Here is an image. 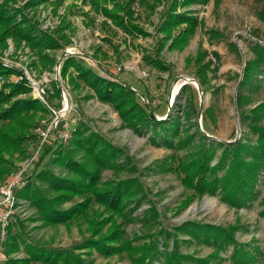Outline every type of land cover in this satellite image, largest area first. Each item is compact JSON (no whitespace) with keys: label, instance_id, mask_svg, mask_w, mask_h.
Segmentation results:
<instances>
[{"label":"rangeland","instance_id":"1","mask_svg":"<svg viewBox=\"0 0 264 264\" xmlns=\"http://www.w3.org/2000/svg\"><path fill=\"white\" fill-rule=\"evenodd\" d=\"M127 1L146 35L125 34L94 12L90 0H0L5 20L0 19V67L5 70L0 92L8 93L4 85L14 83L24 68L55 105L61 100L56 84L61 85L70 104L69 127L81 130L82 136H100L98 148L103 150L97 151H104L97 162L89 145L74 149L72 135L56 144L49 140L25 172L4 220L0 213V264H43L32 251L51 249L67 250L75 264H264V164L243 204L233 203L227 193L235 182L228 145L246 144L241 155L255 161L248 150L260 147L264 134V72L253 65L248 80L238 83L255 60L252 41L264 44V0H159L152 13L141 0L101 3L111 9ZM173 3L176 12L192 19L171 32L157 55V42L163 39L157 31L160 16ZM26 25L32 29L23 33L27 37L14 35ZM183 30L186 44L170 48ZM96 49L98 61L93 58ZM66 50L98 74L107 77L99 65L135 87L143 96L136 94L137 105L149 107L154 120L137 127L135 110L121 113L84 82L69 81L75 76L72 68L65 76L59 69L56 80V62ZM142 54L161 60L168 69L143 64ZM43 56H52L54 62L42 65ZM135 63L149 73L146 81L130 69ZM180 76L197 81L202 102L196 86L187 83L170 104L172 84ZM30 94L17 98H33ZM7 106L0 102V114ZM39 116L23 143L22 157L12 156L0 186L32 156L35 128L50 113L45 109ZM9 122L5 118L0 124ZM58 153L63 159L51 161ZM40 169L76 180L75 187H52L38 175ZM110 190L117 209L104 201L103 192Z\"/></svg>","mask_w":264,"mask_h":264},{"label":"trees","instance_id":"2","mask_svg":"<svg viewBox=\"0 0 264 264\" xmlns=\"http://www.w3.org/2000/svg\"><path fill=\"white\" fill-rule=\"evenodd\" d=\"M90 1L91 9L94 12L100 13L103 17L108 19L117 29L122 30L125 34L131 35L133 37L138 34H147L141 27H139L135 23L133 18V11L130 7V2L127 1L122 5H115L113 8L107 9L102 5V3H106V0ZM141 1H143V5H145V7L148 8L149 12L151 13L154 12L157 4L159 3V0ZM0 19H3L1 23H5V20L2 17L1 13ZM191 19L192 18L189 17L187 13L176 12L174 3L164 8L160 16V24L157 28V31L163 34L164 40L162 39L161 41L157 42V55L160 53L161 49L165 45V41H167L171 32L175 29H178L179 25H184ZM102 23L108 27L106 20H104ZM31 31L32 29L30 28V26L26 25L23 26L22 32L21 30H17L19 34L16 32L14 33V35H21L22 37H27L23 33H31ZM187 35L188 34L186 30H183V32H179L175 40H173L169 47H172L174 49H179L180 47H183L186 44ZM46 38L50 42L54 43V40L52 38ZM37 43L38 42L36 40L33 42L34 45ZM251 50L256 56L255 60L249 62V64H247V67L244 68L242 79L239 85L244 84L251 76L250 71L253 65H255V68H258L259 72H264V44H261L257 41H252ZM96 51L99 50H95V53H93V58L95 60H98V53H96ZM102 56L104 58L107 57L106 53H102ZM142 60L145 65H148L158 71H165L168 69V67L161 60L152 59L147 54L143 55ZM53 62L54 58L52 56L41 57L42 65H46L48 63L52 64ZM70 68L74 70L75 76L73 77L70 76L71 74H69V81L74 82L80 80L84 82L90 88L95 90L101 100L107 103H111L116 108L121 109V113H125L130 109H132V111L135 110L136 112L132 115L136 117V122L134 121V123L137 125V127L146 126L148 124L146 122L147 119L151 121L152 119L154 120L153 114H151L150 112H148V110L142 108L141 106L139 107L137 105L136 92L131 89L129 84L120 80H116L113 74H111L107 69H105L107 77H104L95 72L93 69L84 66L78 61L75 56H67L62 60L60 68L61 75L65 76ZM3 69L4 68L0 67V73L5 72V70ZM4 86L9 87V92H0V102H3L5 103V105L7 104L8 106L2 111V114H0V121L5 118H9L10 122L4 125L0 124V181L2 180L3 176L10 171L12 167V156L15 153H19V156L22 157L24 153L23 143L32 136L30 130L36 125L37 120L40 118L39 112L45 111V107L42 106L39 101L34 98H17V95H19L20 93L30 91L29 87L24 82H16L9 84L6 83ZM14 96H16V99L12 100V97ZM71 135V143L75 145L74 149L83 148L86 145H89L88 149L91 151V156L95 158L97 162L100 158H102V153L104 151H97L103 150V148L101 147H99L100 149L98 148V144L100 142H103L100 136L93 133L87 136H82L83 133L79 129H74ZM259 142L260 147L256 146L252 150H248V153L254 157L255 161H246V158L241 155V152L243 150H246V144L242 142H235L233 144L228 145L231 146V150H227L230 151V154L228 156L230 157V160L228 164H230V173L235 182H233V184L229 187L227 193L229 195V199L235 204H243L245 199L252 196L253 181L257 176V171L259 167L264 164V134L260 135ZM6 156L9 157L6 158ZM61 156L62 155L58 153L57 157L52 159L51 161L58 162L60 159H63ZM223 159L221 161H223ZM221 161L217 163L216 169L219 168V166L221 165ZM37 172L41 178L47 180L48 183L54 188L64 189L65 187H67L71 189L70 187H75L76 180H72L70 178H55L53 177V174H50L51 172L45 171L43 169H40ZM88 173L89 172H87L86 174ZM110 191L103 192L105 193L104 201L107 203L108 206L114 208L116 206V204H113L114 193L112 190ZM60 193L62 194L63 192ZM238 195H240V198H238ZM36 202L40 203L41 205H44V203L40 202L38 198ZM50 208L51 206L48 205L46 209L50 210ZM114 209H117V207ZM51 213L53 214V212ZM30 249L31 251L33 250V248ZM32 252L34 255H36L35 259H37L43 264L76 263V259L72 255H70L67 250L51 249L47 252Z\"/></svg>","mask_w":264,"mask_h":264},{"label":"built area","instance_id":"3","mask_svg":"<svg viewBox=\"0 0 264 264\" xmlns=\"http://www.w3.org/2000/svg\"><path fill=\"white\" fill-rule=\"evenodd\" d=\"M66 51L69 52V50ZM60 64L59 66H55L54 69V78L56 80L59 74ZM118 69L120 68L118 67ZM130 69L135 71L138 74V77L144 81H146L149 77L147 70L142 68L138 63H135L130 67ZM13 82H24L30 89V95L45 107V109L50 113V117L42 118L35 128L37 143L35 144L32 156L21 164L18 169L11 172L5 179L4 183L0 186V213L3 212V220L8 215L9 209H11L16 203L15 191L22 182L25 172L28 170L32 162L35 161L43 152L45 145L49 143L50 139L54 140V144L60 140L65 142L70 139L72 133V129L66 122V115L70 109L68 94L61 85L56 84L61 100L58 105H55L51 102L49 98L50 94L44 90L42 83L36 80L27 69H20V71H18L13 78ZM132 89L137 92L134 88ZM61 123L62 125H60ZM58 126H60V130L55 134L54 138H52L54 132L58 129Z\"/></svg>","mask_w":264,"mask_h":264},{"label":"water","instance_id":"4","mask_svg":"<svg viewBox=\"0 0 264 264\" xmlns=\"http://www.w3.org/2000/svg\"><path fill=\"white\" fill-rule=\"evenodd\" d=\"M260 43V42H259ZM72 55V53H70V52H68V51H65V52H63L61 55H60V57L58 58V60H57V62H56V66H59V64H60V62H61V60H63V58L65 57V56H69V55ZM242 75H243V71H242V73H241V76H240V78H239V82L238 83H240V81H241V79H242ZM182 78V76H180L178 79H181ZM177 79V80H178ZM195 82L194 84H195V86H196V88H197V90H198V93H199V97H200V101L202 102V90H201V87H200V85L197 83V81L196 80H194L193 78H188V77H185L183 80H182V82L180 83V85H179V88L181 87V86H183V85H185V84H187V83H189V82ZM132 89V88H131ZM133 90V89H132ZM134 91V90H133ZM135 92V91H134ZM136 94H138L137 92H136ZM139 96H141L142 98H143V96L142 95H140V94H138ZM148 112H150L151 114H153V112H152V110L148 107ZM154 116V115H153Z\"/></svg>","mask_w":264,"mask_h":264},{"label":"bare ground","instance_id":"5","mask_svg":"<svg viewBox=\"0 0 264 264\" xmlns=\"http://www.w3.org/2000/svg\"><path fill=\"white\" fill-rule=\"evenodd\" d=\"M185 78V76H182L181 79L175 81L173 84H172V87H171V92H170V95H169V98H168V101L170 102V104L173 102L174 100V97L179 89V85L180 83L182 82V80ZM189 82V81H188ZM189 83H192L193 85H195L194 83L195 82H189Z\"/></svg>","mask_w":264,"mask_h":264},{"label":"crops","instance_id":"6","mask_svg":"<svg viewBox=\"0 0 264 264\" xmlns=\"http://www.w3.org/2000/svg\"><path fill=\"white\" fill-rule=\"evenodd\" d=\"M99 50V49H98ZM99 52V51H98ZM143 55V54H142ZM105 58H107V57H105ZM141 60H142V56H141ZM96 61H98V60H96ZM144 64V63H143ZM98 68H99V70L100 71H102L103 73H105V75H106V72H105V68H102V67H100L99 65H98ZM153 69V68H152ZM156 70V69H155ZM124 82V81H123ZM127 84H129V83H127ZM129 86L130 87H132L130 84H129ZM132 88H134V89H136L135 87H132ZM137 90V89H136Z\"/></svg>","mask_w":264,"mask_h":264}]
</instances>
